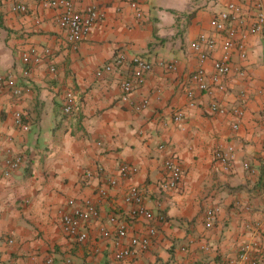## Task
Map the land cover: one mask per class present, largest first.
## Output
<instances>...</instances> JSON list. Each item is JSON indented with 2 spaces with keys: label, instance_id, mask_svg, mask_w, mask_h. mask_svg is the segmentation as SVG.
I'll list each match as a JSON object with an SVG mask.
<instances>
[{
  "label": "crops",
  "instance_id": "obj_1",
  "mask_svg": "<svg viewBox=\"0 0 264 264\" xmlns=\"http://www.w3.org/2000/svg\"><path fill=\"white\" fill-rule=\"evenodd\" d=\"M229 2L248 10L260 2L264 10V0H144L139 20L116 0H75L78 9L98 5L105 18L73 50L57 23V9L39 0H0V74L11 75L22 90L14 97L0 89V156L24 159L8 176L0 169L1 261L36 264L52 256L53 264H65L67 257L78 264H226L229 259L249 264L238 259V252L251 243L264 264V27L247 35L244 57L238 52L231 57L246 76H227L226 92L215 94L222 106L243 109L237 128L232 127L236 117L213 112L210 97L190 80L197 65L190 43L202 32L216 35L209 21ZM44 48L51 49L48 58ZM118 52L153 63L128 100L120 87L130 74L128 66L120 76L96 75ZM23 54L41 57L25 65ZM219 55L216 49L205 61L208 72ZM172 60L173 72L159 65ZM189 88L195 93L193 107L187 106ZM67 91L75 97V108L65 114ZM143 98L148 105L136 111L133 105ZM15 111L22 112L28 131L15 127ZM177 111L184 113L180 121L173 119ZM216 147L232 148L230 167L215 159ZM168 155L180 163L183 176L177 189L165 192L159 183ZM124 162L138 171L121 177L117 168ZM109 176L117 183L101 200L98 190ZM132 185L153 213L149 223L156 234L148 249L117 260L111 235L104 237L99 228L112 230V215L125 220L123 244L146 231L147 221L130 216V205L123 202ZM69 198H90L99 208L84 242L61 228L60 211ZM209 207L215 217L207 224ZM10 234L13 242L7 243Z\"/></svg>",
  "mask_w": 264,
  "mask_h": 264
},
{
  "label": "built area",
  "instance_id": "obj_2",
  "mask_svg": "<svg viewBox=\"0 0 264 264\" xmlns=\"http://www.w3.org/2000/svg\"><path fill=\"white\" fill-rule=\"evenodd\" d=\"M119 3H125L133 12L137 19L143 18L141 3L144 0H116ZM43 7L57 9V23L65 31L66 39L70 47L75 50L80 42L91 32L92 28L105 18V11L94 3L86 5L82 9L75 6V0H39ZM21 11L26 10L25 5H17L14 7ZM209 25L216 32V35L202 32L190 43L191 50L197 58V65L191 74L190 80L193 87L205 93L210 97L209 108L218 114L225 115L233 114L236 120L232 123L233 128H237L238 122L243 116V109L232 107L228 109L222 106L216 99V92H226L227 76L232 74L245 77L246 72L239 66L232 63L231 57L235 52H238L241 57H244L247 50V35L260 32L264 27V10L260 2L256 3L253 8L246 9L241 4L229 2L226 8L215 14L209 21ZM220 50L219 57L215 58L212 63V70L208 72L204 66L205 61L210 54L216 50ZM51 49L44 48L42 54L48 58ZM41 56H36L34 60L30 59L28 54H23L22 60L25 65L31 62H38ZM167 71H175L177 68L176 61H162L159 63ZM129 67L130 74L123 78L120 82V87L123 93V100H128L130 93L135 87L141 85L145 81L146 74L151 71L153 63L146 57L139 54L127 55L123 52H118L112 61L104 64L96 70V75L101 76L103 73L116 72L119 76L123 74L124 69ZM54 71L53 66L50 67ZM24 74L28 73L25 68ZM0 89H7L14 96L21 95V87L15 83V79L9 74H0ZM264 93V89H263ZM244 95L243 92L240 93ZM187 106L195 105V93L193 88L186 89ZM148 105V99L143 98L138 104H134L136 111L144 109ZM75 108V97L72 92L65 93L62 112L65 114L71 113ZM184 117L183 111H177L173 119L180 121ZM15 127L21 131H28V122L24 119L21 111H15L13 115ZM164 145H159L163 148ZM232 148L226 149L216 147L213 151L215 159L219 160L224 168L230 167L232 163ZM24 159L22 156H0V169L4 176H8L11 172L17 170ZM163 179L159 183L161 191H173L179 186L183 171L180 163L172 155H168L162 160ZM101 170V168H100ZM138 167L129 163H120L117 172L121 177H128L135 174ZM91 173L86 172V177L90 178ZM117 181L114 177L107 178V185L99 188V198L105 199L108 196L111 187L116 185ZM123 202L130 205V216L141 217L148 223L146 231L140 235H133L128 238V243L123 244V240L127 238V222L118 218L115 215L109 217L112 230L101 226L100 233L108 238L111 235L112 244L115 248L114 257L117 260L131 256L136 249L146 250L151 244L152 238L156 234V229L149 221L153 219V213L144 205V198L141 190L132 185L128 188L123 196ZM239 205V202H236ZM249 210L248 205L242 206ZM100 216L97 204L90 198H69L66 200V207L60 211V224L63 233L71 237L77 242H84L88 239L87 225L96 221ZM215 217V209L209 207L205 211V220L207 224L213 221ZM7 243L13 242V237L7 235L5 238ZM258 247L251 243H245L239 249L238 259L248 262L249 264H261L259 259L254 254ZM0 264H5L0 259ZM36 264H53L52 256H47L41 263ZM65 264H78L70 257L65 258ZM226 264H235V259H229Z\"/></svg>",
  "mask_w": 264,
  "mask_h": 264
}]
</instances>
